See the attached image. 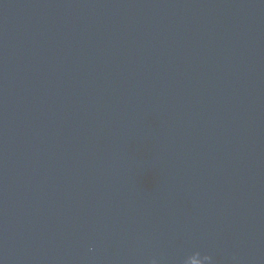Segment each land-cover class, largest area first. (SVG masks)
I'll use <instances>...</instances> for the list:
<instances>
[{
  "label": "water",
  "instance_id": "water-1",
  "mask_svg": "<svg viewBox=\"0 0 264 264\" xmlns=\"http://www.w3.org/2000/svg\"><path fill=\"white\" fill-rule=\"evenodd\" d=\"M264 264V0H0V264Z\"/></svg>",
  "mask_w": 264,
  "mask_h": 264
},
{
  "label": "clouds",
  "instance_id": "clouds-1",
  "mask_svg": "<svg viewBox=\"0 0 264 264\" xmlns=\"http://www.w3.org/2000/svg\"><path fill=\"white\" fill-rule=\"evenodd\" d=\"M202 258L205 261V264H210L212 257L211 256H207V255H202Z\"/></svg>",
  "mask_w": 264,
  "mask_h": 264
}]
</instances>
